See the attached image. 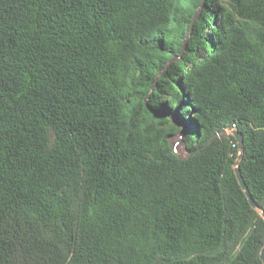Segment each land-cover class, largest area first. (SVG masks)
Listing matches in <instances>:
<instances>
[{
    "label": "trees",
    "instance_id": "16d2710c",
    "mask_svg": "<svg viewBox=\"0 0 264 264\" xmlns=\"http://www.w3.org/2000/svg\"><path fill=\"white\" fill-rule=\"evenodd\" d=\"M231 125L264 209V0H0V264H263Z\"/></svg>",
    "mask_w": 264,
    "mask_h": 264
},
{
    "label": "water",
    "instance_id": "95a60500",
    "mask_svg": "<svg viewBox=\"0 0 264 264\" xmlns=\"http://www.w3.org/2000/svg\"><path fill=\"white\" fill-rule=\"evenodd\" d=\"M225 136H230L235 138L237 146H238V154L235 162L233 163V170L240 184L243 192L245 193L251 207L257 212L260 218L264 221V209L258 205V203L254 200L248 185L246 184L244 177L241 172V163L244 158L245 153V145H244V137L243 134L238 130V128L234 125H231L224 129L223 131ZM260 258L264 264V246L260 251Z\"/></svg>",
    "mask_w": 264,
    "mask_h": 264
},
{
    "label": "rangeland",
    "instance_id": "374dc122",
    "mask_svg": "<svg viewBox=\"0 0 264 264\" xmlns=\"http://www.w3.org/2000/svg\"><path fill=\"white\" fill-rule=\"evenodd\" d=\"M173 120L175 123L180 124L182 127V130L174 135L171 138L172 146L177 155H179L181 158H186L188 157V151L186 150L185 147V136H186V131L188 130V125L184 123L182 120H179L176 116H173Z\"/></svg>",
    "mask_w": 264,
    "mask_h": 264
}]
</instances>
